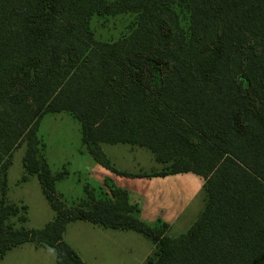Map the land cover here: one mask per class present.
Listing matches in <instances>:
<instances>
[{
	"label": "trees",
	"instance_id": "1",
	"mask_svg": "<svg viewBox=\"0 0 264 264\" xmlns=\"http://www.w3.org/2000/svg\"><path fill=\"white\" fill-rule=\"evenodd\" d=\"M124 13L136 15L131 32L97 41L91 19ZM61 112L116 174L202 176L206 205L189 231L171 238L167 224L144 223L108 179V195L87 187L65 206L63 174L38 134L46 114ZM24 140V179L37 177L56 213L43 229L26 228V207L5 200ZM102 144L149 149L163 169L120 172ZM0 194V260L31 243L57 264H85L64 241L68 224L85 221L144 235L155 244L144 264H264V0H0Z\"/></svg>",
	"mask_w": 264,
	"mask_h": 264
},
{
	"label": "rangeland",
	"instance_id": "2",
	"mask_svg": "<svg viewBox=\"0 0 264 264\" xmlns=\"http://www.w3.org/2000/svg\"><path fill=\"white\" fill-rule=\"evenodd\" d=\"M135 20V14L124 13L107 17L95 16L91 19L90 24L97 41L114 42L127 36L131 32L132 24ZM182 21L183 26L187 29V20L182 17ZM38 134L44 144L42 157H44L55 175L60 173L63 174L62 177H59L56 181V189L62 194L61 201L65 206L72 207L75 206L78 201L86 199L87 194L85 189L87 186L95 189V191L99 189L97 187V181L89 174L90 167L92 165H98L99 163L92 158V155L82 142L81 125L78 120L65 112L48 113L40 123ZM102 146L107 152L114 150L119 152L122 156H128V159L131 158L134 160V163L138 159L136 154H132L131 151H129V145L102 144ZM142 150L141 152H143L142 156L144 160L146 161L147 159V161L153 163L154 154L149 149L145 148ZM26 153L27 140H24L20 146L13 151L11 165L6 172L5 200L8 204L17 206L23 205L26 207L27 220L23 224L26 228L43 229L54 219L56 213L45 197L37 177L35 175H28L27 178L24 179V176L27 175L23 165ZM114 161L116 162V159ZM162 169L163 168L159 171ZM200 201L205 204L203 195H201ZM188 215L184 216L181 221H179V224L171 231V236L180 235L182 233L184 235V233L186 234L189 231L187 230V232H185V226L187 224H185V220L187 221ZM12 221L16 222V219H12ZM68 228L65 240L80 251L85 257L87 264H120L116 255L120 253L119 245L122 243L127 246L131 245L134 255L140 253V250H136L140 245H144L146 249V244H148V248L151 249L154 244H152V241L146 239L144 235L134 231H129L126 234L108 231V234H112V237L115 239L116 246L108 244L107 242L109 241L104 238L100 229H93L94 227H92V225L84 221L73 223L69 225ZM167 235L169 236V231ZM96 243L98 247H96ZM98 253L105 255V260L101 261L98 256L95 255H98ZM0 264L57 263L56 255L53 251L41 248L37 249L31 243H25L7 252L5 257L0 260ZM126 264L136 263L127 261Z\"/></svg>",
	"mask_w": 264,
	"mask_h": 264
},
{
	"label": "crops",
	"instance_id": "3",
	"mask_svg": "<svg viewBox=\"0 0 264 264\" xmlns=\"http://www.w3.org/2000/svg\"><path fill=\"white\" fill-rule=\"evenodd\" d=\"M103 146H101V148L109 160L110 165L120 172L142 175L159 171L163 168V165L157 162L155 157L153 163H150L147 159L146 161L144 160V157L142 156L143 152H141L143 151L142 149H145L143 147L129 145V151L138 156V159L134 163V160L131 158L128 159V156H122L119 152L114 150L107 152ZM115 159L117 163L114 161ZM89 174H91L97 181V187L99 189L96 191H99L100 193L102 192L103 196L108 195L109 193L107 187H105V181L107 179L111 180L113 183L115 182L114 184H116L117 187L127 191L129 195V202L133 205H137L139 208L140 220L150 226H155L159 221L167 224L169 226V237L171 238H177L183 235L182 233L180 235L171 236L170 233L179 224V221H181L184 216L189 214L187 221L185 220V224L187 223L185 226V232H187L197 218H199L198 216L201 215L206 205V201L205 204L200 201L202 190L205 185V179L202 176L191 172L169 174L163 177H128L116 174L112 170L98 164L90 167ZM88 188L93 189L90 187ZM56 192L61 198L62 194L58 192L57 189ZM78 222L81 221L72 222L67 225L64 233V241L72 249H74L79 254L83 262L87 264L85 257L80 253V251L65 240V235L69 229V225ZM88 224L92 225L91 223ZM92 227H94L93 229H100L104 238L109 241L107 243L112 245H115V239L112 237V234H108V231L121 232L124 234L129 232L124 230H106L95 225H92ZM95 245L98 247L97 243ZM146 245V249L144 248V245L137 247L136 250H140V253L134 255L131 245L127 246L122 243L119 245L120 253L116 255V257L120 264H126L127 261H133L136 264H144L147 258L154 251L153 249H155V244H153L151 249L148 248V244ZM95 255L98 256L101 261L106 258V256L101 253Z\"/></svg>",
	"mask_w": 264,
	"mask_h": 264
}]
</instances>
